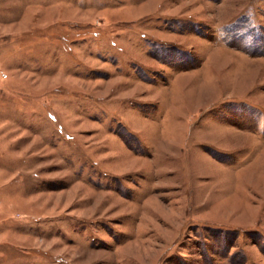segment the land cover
Instances as JSON below:
<instances>
[{
  "label": "rangeland",
  "instance_id": "obj_1",
  "mask_svg": "<svg viewBox=\"0 0 264 264\" xmlns=\"http://www.w3.org/2000/svg\"><path fill=\"white\" fill-rule=\"evenodd\" d=\"M0 264H264V0H0Z\"/></svg>",
  "mask_w": 264,
  "mask_h": 264
}]
</instances>
